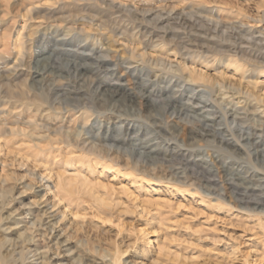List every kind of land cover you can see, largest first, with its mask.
<instances>
[{"label": "rangeland", "instance_id": "1", "mask_svg": "<svg viewBox=\"0 0 264 264\" xmlns=\"http://www.w3.org/2000/svg\"><path fill=\"white\" fill-rule=\"evenodd\" d=\"M262 149L264 0H0L7 264H264Z\"/></svg>", "mask_w": 264, "mask_h": 264}, {"label": "bare ground", "instance_id": "2", "mask_svg": "<svg viewBox=\"0 0 264 264\" xmlns=\"http://www.w3.org/2000/svg\"><path fill=\"white\" fill-rule=\"evenodd\" d=\"M76 58V57H75ZM151 59V58H150ZM75 60V59H74ZM83 68L85 67V66H82ZM97 67H103V64L101 65V64H98L97 65ZM90 68H94V67H90ZM92 70V69H91ZM90 70V71H91ZM105 71H110V69L109 68H105ZM37 74V73H36ZM120 80V79H119ZM123 88L122 87V84H120L119 85V88ZM103 93H105V94H108L110 97H116L117 95H118V92H117V90H110V89H108V90H104L103 91ZM123 93V92H122ZM126 95V94H125ZM128 95V94H127ZM153 96H154V94L150 91V92H142L141 94H140V99L141 100H152L153 99ZM155 97V96H154ZM174 99H175V96L173 97V98H170V102H172V100L174 101ZM195 112V111H194ZM191 113V112H190ZM193 117H195V116H193ZM201 130H203L204 131V135L205 136H208V135H211V125L210 124H208V123H204V126H202L201 127ZM151 143V142H150ZM152 146L151 145H148V146H145L144 147V149H149V148H151ZM230 148V147H229ZM138 150V149H137ZM155 149L154 148H151L150 149V151H154ZM261 152H264V149H262L261 150ZM141 153H144V154H141L142 156H145V158L146 159H149V158H151L150 157V155H148V154H146V152H141ZM152 153V152H151ZM175 155V154H174ZM195 162V161H194ZM190 165V164H189ZM251 177V176H250ZM257 184V183H256ZM232 186V185H231ZM208 188H209V190H213L214 191V189L215 188H213L212 187V185L210 186H208ZM243 190V189H242ZM246 192V194H248L247 192L248 191H245ZM253 193V192H252ZM262 194V193H261ZM264 194V193H263ZM241 195V194H240ZM256 196V195H255ZM251 198H253V196L251 197ZM257 206L258 205H264V197H260V199L255 203ZM250 207V206H249ZM4 248V245H3V243L2 242H0V264H7V263H10V261L8 260L9 258L8 257H6L4 254H3V252H2V249ZM108 256H110V255H104V257H108ZM111 259H113V261H115L116 263L115 264H120L119 263V258H118V256H115V255H113V256H111L110 257ZM118 262V263H117ZM143 264V263H142Z\"/></svg>", "mask_w": 264, "mask_h": 264}]
</instances>
